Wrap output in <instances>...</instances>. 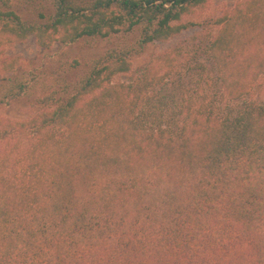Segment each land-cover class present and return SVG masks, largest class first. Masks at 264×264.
I'll return each instance as SVG.
<instances>
[{"label": "trees", "instance_id": "1", "mask_svg": "<svg viewBox=\"0 0 264 264\" xmlns=\"http://www.w3.org/2000/svg\"><path fill=\"white\" fill-rule=\"evenodd\" d=\"M210 2L0 0V264H264V0L206 33L220 100L180 47L119 80ZM30 38L122 42L15 121L2 111L30 83L7 51ZM193 72L208 91L158 96Z\"/></svg>", "mask_w": 264, "mask_h": 264}, {"label": "rangeland", "instance_id": "2", "mask_svg": "<svg viewBox=\"0 0 264 264\" xmlns=\"http://www.w3.org/2000/svg\"><path fill=\"white\" fill-rule=\"evenodd\" d=\"M239 0H211L207 10L199 11L197 15L187 18L189 28L180 36L164 43H156L148 47L146 52L140 58L133 60L134 73L128 76L120 77L121 82H132L144 66L153 61L157 56L170 52L180 47L186 56L195 63L196 60L203 61L210 70L209 83L214 84V93L221 99V87L216 81V74L212 62L208 60L205 54L206 33L214 25V21L221 16L228 8L233 7ZM24 19H32L25 11H20ZM122 39L102 40V39H84L76 44L63 46L56 45L52 49H41L36 40L30 38L26 43L19 44L7 51L8 57L20 56L24 64L20 70V78L23 83H30L27 95L22 98L7 101V106L3 109V115L6 118L20 121L33 116L36 106H39V100L51 93H62L67 91L68 85H73L76 81L83 78L92 63L107 54V52L119 46ZM185 60V59H184ZM74 61L79 62V66L73 68ZM193 78L190 74L170 82L165 91L159 92L158 96L169 98L180 95L182 92L189 91L196 94L201 88L207 91L211 88L207 82L200 80V75L193 72ZM200 81V82H199ZM204 82V83H203ZM8 84L7 82L4 83ZM6 87H0L2 94ZM171 96V97H169ZM60 97V94H57ZM259 100L264 103V95H259ZM176 108L178 105L173 104Z\"/></svg>", "mask_w": 264, "mask_h": 264}]
</instances>
